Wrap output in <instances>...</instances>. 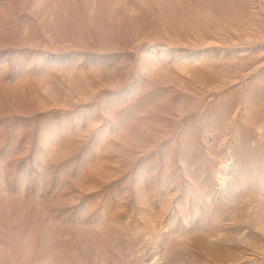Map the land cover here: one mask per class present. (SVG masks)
<instances>
[{"label": "rangeland", "instance_id": "374dc122", "mask_svg": "<svg viewBox=\"0 0 264 264\" xmlns=\"http://www.w3.org/2000/svg\"><path fill=\"white\" fill-rule=\"evenodd\" d=\"M0 264H264V0H0Z\"/></svg>", "mask_w": 264, "mask_h": 264}]
</instances>
